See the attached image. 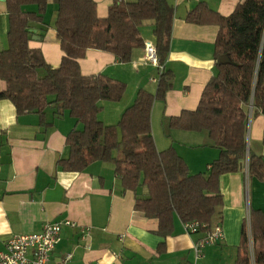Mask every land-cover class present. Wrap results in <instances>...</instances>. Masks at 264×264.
I'll list each match as a JSON object with an SVG mask.
<instances>
[{"label":"trees","instance_id":"obj_1","mask_svg":"<svg viewBox=\"0 0 264 264\" xmlns=\"http://www.w3.org/2000/svg\"><path fill=\"white\" fill-rule=\"evenodd\" d=\"M53 2L55 30L64 53L57 69L46 63L41 50L29 45L32 24L47 31L49 0H6L8 48L0 52V79L7 88L0 100L13 103L18 115H38L44 126L47 109L54 107L57 116L69 113L83 129L69 134L70 156L58 166L80 173L96 162L113 164L123 191L139 194L135 210L157 220L164 238L173 232L176 217L207 226L204 233L211 230L223 213L222 176L241 171L249 157V175L264 180V159L249 153L247 143L251 108L264 115V0H244L228 17L205 2L187 14L188 23L219 28L215 60L221 56L231 60L216 64L217 75L205 87L198 108L171 120L176 130L207 131L220 152L208 174L194 176L173 148L158 151L152 134L153 105L172 90V72L163 70L156 94L139 91L119 123L107 126L98 119L100 104L120 102L127 85L103 74L84 76L80 68L90 50L109 53L121 64L131 63L134 52L145 49L141 27L149 21L155 27L159 67L164 68L171 49L174 6L168 0H115L108 16L101 18L94 0ZM29 7L38 11L29 12ZM142 189L147 191L145 197L139 193ZM253 262L264 264V215L251 211L237 264Z\"/></svg>","mask_w":264,"mask_h":264},{"label":"crops","instance_id":"obj_2","mask_svg":"<svg viewBox=\"0 0 264 264\" xmlns=\"http://www.w3.org/2000/svg\"><path fill=\"white\" fill-rule=\"evenodd\" d=\"M98 14L106 18L115 0H94ZM136 2L138 0H124ZM244 0H168L175 8L171 49L164 68L144 64V50H136L129 64H121L113 55L96 50L80 61L84 76L106 75L127 85L118 103L102 102L98 119L107 126L119 123L139 91L156 94L163 70L174 75L173 88L165 100H157L152 109V134L158 151L173 148L186 162L190 175L208 174L220 152L209 133L171 128V120L185 111H195L203 91L217 75L215 43L219 28L188 23L187 14L205 2L211 10L230 16ZM37 12V7L27 8ZM57 6L49 0L45 15L47 31L32 24V49L42 51L46 63L60 67L64 53L55 30ZM154 23L145 22L141 36L156 45ZM9 21L6 1L0 0V52L8 48ZM153 36V38H152ZM152 38V39H151ZM0 79V94L6 91ZM255 111V112H254ZM248 151L264 159V115L249 113ZM46 123L36 114L18 115L8 100H0V253L14 236L39 233L49 223L70 221L64 226L61 241L51 256L58 264L67 254L69 264H237L242 254L243 227L251 211L264 215V180L249 175L247 157L241 171L221 177L224 207L211 228L220 225L225 240L207 246L196 260L194 246L204 236L186 233L176 217L174 230L164 238L159 222L135 210L138 193L123 191L121 180L110 163L96 162L80 173L63 171L58 162L70 156L67 137L83 125L69 113L46 110ZM145 197L147 191L140 190Z\"/></svg>","mask_w":264,"mask_h":264},{"label":"built area","instance_id":"obj_3","mask_svg":"<svg viewBox=\"0 0 264 264\" xmlns=\"http://www.w3.org/2000/svg\"><path fill=\"white\" fill-rule=\"evenodd\" d=\"M140 62L159 67L156 45L149 42L145 43L144 56ZM153 82L158 84L159 78L154 79ZM248 163L249 160H247V170ZM64 226L75 227L76 224L70 221L49 223L39 233L10 238L6 242V250L0 253V264H50L51 256L61 241V231ZM183 226L189 235L199 234L203 232L202 229L207 228L199 222L183 223ZM248 235L250 236V227ZM224 240L225 233L220 225L206 231L203 238L194 246L196 260L202 257L203 250L207 246L217 245ZM71 260L72 255L67 254L60 259L58 264H69Z\"/></svg>","mask_w":264,"mask_h":264},{"label":"water","instance_id":"obj_4","mask_svg":"<svg viewBox=\"0 0 264 264\" xmlns=\"http://www.w3.org/2000/svg\"><path fill=\"white\" fill-rule=\"evenodd\" d=\"M3 1H6V0H3ZM217 63L218 64H229L231 63V60L228 56H221L218 58Z\"/></svg>","mask_w":264,"mask_h":264},{"label":"rangeland","instance_id":"obj_5","mask_svg":"<svg viewBox=\"0 0 264 264\" xmlns=\"http://www.w3.org/2000/svg\"><path fill=\"white\" fill-rule=\"evenodd\" d=\"M152 38H153V36H152ZM152 38H151V39H152Z\"/></svg>","mask_w":264,"mask_h":264}]
</instances>
